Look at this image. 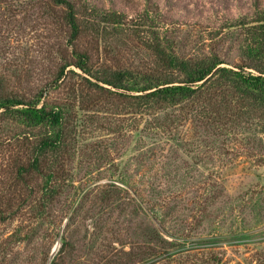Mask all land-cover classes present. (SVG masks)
Segmentation results:
<instances>
[{
  "label": "rangeland",
  "instance_id": "rangeland-1",
  "mask_svg": "<svg viewBox=\"0 0 264 264\" xmlns=\"http://www.w3.org/2000/svg\"><path fill=\"white\" fill-rule=\"evenodd\" d=\"M66 1L0 0V264H264V102L230 79L264 77V0ZM172 58L231 71L149 106L107 83ZM33 103L64 112L38 170Z\"/></svg>",
  "mask_w": 264,
  "mask_h": 264
},
{
  "label": "trees",
  "instance_id": "trees-1",
  "mask_svg": "<svg viewBox=\"0 0 264 264\" xmlns=\"http://www.w3.org/2000/svg\"><path fill=\"white\" fill-rule=\"evenodd\" d=\"M55 1L57 3L68 4L66 0ZM70 22L76 29L72 14L70 15ZM172 63L173 66L179 69L184 75V80L180 81L179 84H172L170 78H167V74H163V76L144 74L137 78L135 74H130L128 71L116 74L115 78L108 80L107 83L114 88L142 92L140 98L145 100V106H149L150 102L155 100L177 102L191 96L198 87L196 84L195 87H192L194 83L207 80L214 68L222 72L231 71L226 68L216 67L219 62L213 58L200 60L193 65L188 64L186 61L172 58ZM80 65L81 64H79L78 67L81 68L82 65ZM231 73L232 78H230V76L229 78L232 81L235 78L237 79L234 82V87L238 92L248 96L256 102H264L263 76H243L241 73L233 71H231ZM9 104L10 102L8 104L0 103V108L8 110L10 107ZM13 112L20 117L23 123L30 127L42 125L48 128L46 135L42 137L35 146L33 163L35 165V170H38V157L46 150H54L61 147L63 142L61 128L64 120V112L60 108L47 109L44 105L37 107L34 103L16 108Z\"/></svg>",
  "mask_w": 264,
  "mask_h": 264
}]
</instances>
